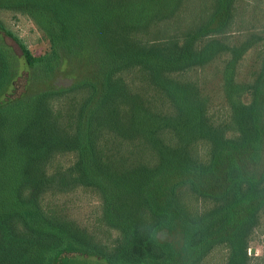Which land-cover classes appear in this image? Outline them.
I'll list each match as a JSON object with an SVG mask.
<instances>
[{"label":"trees","instance_id":"trees-1","mask_svg":"<svg viewBox=\"0 0 264 264\" xmlns=\"http://www.w3.org/2000/svg\"><path fill=\"white\" fill-rule=\"evenodd\" d=\"M241 2L56 11L44 56L0 21V264H202L216 248L225 264H264L248 254L264 214V7L250 0L247 23ZM208 66L240 105L229 138L208 107ZM77 189L99 205L92 224L53 201Z\"/></svg>","mask_w":264,"mask_h":264},{"label":"rangeland","instance_id":"rangeland-1","mask_svg":"<svg viewBox=\"0 0 264 264\" xmlns=\"http://www.w3.org/2000/svg\"><path fill=\"white\" fill-rule=\"evenodd\" d=\"M84 1L85 2L80 0H0V2L7 3L6 9H0V21L24 39L32 54L35 56H44L52 48L51 38L57 26V21L54 16L56 11L69 12L64 13V15L74 14V11H85L84 13H87L88 11H93L96 3L102 2L103 0ZM241 1L243 7L246 4L248 8H245V11L241 12L243 20L249 23L251 20V12H253L248 3L250 0ZM258 1L263 4V8L264 0ZM16 3H21L25 6L22 5L23 8L15 9L14 4L17 5ZM28 3L33 4L34 7L31 6V8H27ZM259 16L261 22L264 23V9L260 10ZM7 42L12 45L17 52H19V49L12 40L7 39ZM67 67L66 71L71 72L70 66L68 68ZM213 67L214 66H208L210 73L208 75H204V80L207 83L205 86L206 93H208V97H206V99L208 100V107L211 108V114H216L218 122L220 123L224 122V119L226 120L229 127L223 131V134H225L226 138H229L233 135V132L237 130V120L235 116L232 118V113L236 110V105H238V108H240V105L236 103L235 106H231L228 98L229 93H226L228 91V87L226 89L220 88V76L215 77L214 73L211 71ZM51 70H53V68L39 67L35 72L37 76L42 77L43 75L50 73ZM245 71V69H242L240 79H245ZM90 72V68L80 66L76 68L74 74L76 76L83 77L84 75L86 76L90 74ZM229 77H231L230 74ZM16 80V94L18 95L19 92H21V89H23V80L20 79V77ZM236 84L237 81L234 86H236ZM35 87L36 89H42L46 86L42 84ZM76 93L78 92L76 91ZM65 97L66 96L64 94L60 95L56 98V100L63 101ZM238 97L239 95H233L235 102L238 100ZM52 101L53 100L51 98V102ZM53 201L60 204L64 202L67 203L69 206V211H67L69 217L83 226L89 225L90 222V224H92L97 218L96 214L99 206L98 203L90 195L78 189L71 193L70 196L67 195L63 198V195H61L57 200L55 199ZM248 254L252 256L253 263L257 262V259L255 258H264V214L256 226V230L249 244ZM226 255L227 251L224 248H216L208 254L202 264H225ZM71 258L74 262H65V264H108L105 260L98 259L93 256L85 257L74 255L71 256ZM62 264H64V262Z\"/></svg>","mask_w":264,"mask_h":264}]
</instances>
